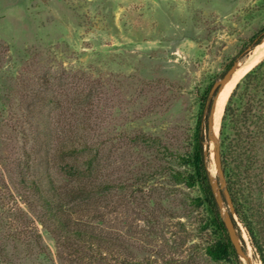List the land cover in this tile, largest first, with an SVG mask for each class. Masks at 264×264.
I'll use <instances>...</instances> for the list:
<instances>
[{"label": "rangeland", "instance_id": "rangeland-1", "mask_svg": "<svg viewBox=\"0 0 264 264\" xmlns=\"http://www.w3.org/2000/svg\"><path fill=\"white\" fill-rule=\"evenodd\" d=\"M259 33L264 0H0V264H240L207 254L216 233L199 187L187 182L185 158L203 93L234 59L226 74L245 62ZM263 60L240 76L214 118L209 170L217 194L225 106ZM45 137L53 145L84 139L90 150L80 162L97 155L95 186H75L97 192L71 223L98 225L122 245L93 252L80 242V263L57 242L21 184L47 169L71 191L54 151L41 164ZM238 223L253 263L262 264Z\"/></svg>", "mask_w": 264, "mask_h": 264}, {"label": "trees", "instance_id": "trees-1", "mask_svg": "<svg viewBox=\"0 0 264 264\" xmlns=\"http://www.w3.org/2000/svg\"><path fill=\"white\" fill-rule=\"evenodd\" d=\"M263 37L262 33L257 34L251 39V44L256 46ZM233 62L227 66V70ZM226 71L221 77H224ZM214 83L202 95L192 151L185 158L190 167L186 179L188 184L199 187L201 195L198 201L206 206L209 223L216 233V238L206 248L207 254L215 261L234 259L242 264L227 229L223 208L218 202L209 170L212 162L208 136L209 116L217 92H211ZM45 129L43 133L47 135V128ZM52 143L50 137L40 140V148L46 151L40 157L41 164L48 163V153L50 150L54 151L57 159L63 163L61 172L68 181L74 183L71 191H66L55 183L47 169L45 173L49 175L22 177L21 184L44 208L42 218L53 223L52 229L59 234L57 242L60 246L74 249L77 253L75 258L81 263L86 257L79 255L80 248L77 247L80 242H84L85 247L93 252H97L96 249H100L101 245L114 247L121 243L117 237L103 234L97 229L98 225L81 220L71 223L72 212L82 210L87 206L86 202L91 198L92 192H97L87 186L75 187L80 183L84 184V181L95 186L99 165L97 155L90 152L80 162L79 155L82 154L83 157L90 149H85L87 142L79 137L63 138L54 145ZM83 144L85 145L81 146ZM219 145L221 168L226 181L225 187L220 188L223 204L233 219L244 249L246 245L238 221L257 251L259 261L264 264V60L251 69L231 93L222 117ZM224 189L231 195L234 211H231L227 203Z\"/></svg>", "mask_w": 264, "mask_h": 264}, {"label": "water", "instance_id": "water-1", "mask_svg": "<svg viewBox=\"0 0 264 264\" xmlns=\"http://www.w3.org/2000/svg\"><path fill=\"white\" fill-rule=\"evenodd\" d=\"M231 71H232V68L228 71L227 74L224 75L222 80L214 83L212 90H211L212 93L215 92V90H217V92H216V95L214 97L212 107H211V111H210V116H209L208 136H209L210 140L212 139L211 133H212V127H213V122H214V118H215V111H216V105L218 102V98H219L220 93L222 92V90L225 87L226 78L230 75ZM215 163H216V167L218 169V172H219V174L223 180V183L221 185V188H223V187H225V176H224V172L222 171V168H221L219 143L215 144ZM224 194L226 196L227 203H228L231 211H234V204H233V201H232V198H231L229 191L227 189H224ZM217 199H218V202L223 207V200H222L220 193L217 194ZM223 216H224L225 223H226L227 229L229 231L231 240H232L233 244L235 245V248H236L238 255L241 257V259H243L246 262V264H254L252 259L249 256L247 250L244 249V246L242 245L239 236L237 235L235 225H234V222H233L231 215L227 212L226 215L223 213Z\"/></svg>", "mask_w": 264, "mask_h": 264}, {"label": "bare ground", "instance_id": "bare-ground-1", "mask_svg": "<svg viewBox=\"0 0 264 264\" xmlns=\"http://www.w3.org/2000/svg\"><path fill=\"white\" fill-rule=\"evenodd\" d=\"M262 57H264V38L260 41L259 44L255 46L250 56L245 60V62L237 67L227 78H226V84L224 89L219 95L218 102L216 105V111H215V118L218 117L219 111L222 109L223 104L225 103L226 99L228 98L232 88L236 84L237 80L240 78V76L245 73L254 63H256L258 60H260ZM222 117V116H221ZM214 123V122H213ZM215 127V126H214ZM215 137H212L211 143L214 144L216 141ZM214 166V165H213ZM215 170V167H213ZM250 258H252L251 254L249 255Z\"/></svg>", "mask_w": 264, "mask_h": 264}]
</instances>
